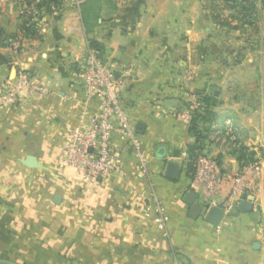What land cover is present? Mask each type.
<instances>
[{"label": "crops", "instance_id": "crops-1", "mask_svg": "<svg viewBox=\"0 0 264 264\" xmlns=\"http://www.w3.org/2000/svg\"><path fill=\"white\" fill-rule=\"evenodd\" d=\"M30 1L0 7V91L20 70L46 90L0 107V264H264V175L242 201L251 211L221 208L214 224L189 172L196 146L228 175L264 160V0ZM91 54L124 83L146 171L121 141L122 172L105 180L62 163L67 136L89 119L80 68ZM192 95L215 99L211 130L230 121V145L191 133L181 113ZM22 231L42 237L22 242ZM22 244L52 253L22 255Z\"/></svg>", "mask_w": 264, "mask_h": 264}, {"label": "built area", "instance_id": "built-area-1", "mask_svg": "<svg viewBox=\"0 0 264 264\" xmlns=\"http://www.w3.org/2000/svg\"><path fill=\"white\" fill-rule=\"evenodd\" d=\"M7 1L0 0V7ZM19 2L25 3L24 0ZM12 44L17 49L20 47L19 40L13 41ZM80 77L84 105L87 107L84 115H88L89 119H83L67 136L62 149V163L83 172L86 178L105 180L113 173L122 172L115 150V142L121 141L135 149L141 161V169L146 171L147 164L140 149V142L123 110V81L94 54H91L85 65L80 68ZM34 93L45 94L46 90L35 81L29 71L20 70L17 77L0 91V107L16 106L22 103L25 95ZM93 103H96L95 109L89 112L88 106ZM202 106L200 99L192 95L187 109L181 113V119L190 123ZM207 137L209 142L227 147L236 139L235 129L230 121H217ZM192 162L194 172L190 176L197 186L198 194L205 200V212L213 207L232 208L249 196L254 198L259 189V181L264 175V160L245 163L235 175L223 172L217 158L203 152H198ZM154 201L163 224L165 218L160 203L156 198ZM262 212L264 228V209Z\"/></svg>", "mask_w": 264, "mask_h": 264}, {"label": "trees", "instance_id": "trees-1", "mask_svg": "<svg viewBox=\"0 0 264 264\" xmlns=\"http://www.w3.org/2000/svg\"><path fill=\"white\" fill-rule=\"evenodd\" d=\"M28 1V5L30 6L31 1ZM31 12H25V14H30ZM28 23V22H27ZM26 23V25H28ZM25 30L28 31V27ZM200 102L203 104L202 109L194 114L191 122H190V131L195 136H197L200 141H204L207 139V136L211 130V125L214 121H216V115L212 111V108L216 105V101L213 97L207 96L201 98ZM197 150H200V146L192 147L189 149L190 156L193 158L196 156V154L199 152ZM201 151V150H200ZM194 164L191 162L189 164V172L194 171Z\"/></svg>", "mask_w": 264, "mask_h": 264}, {"label": "rangeland", "instance_id": "rangeland-1", "mask_svg": "<svg viewBox=\"0 0 264 264\" xmlns=\"http://www.w3.org/2000/svg\"><path fill=\"white\" fill-rule=\"evenodd\" d=\"M17 1L19 2V0H17ZM24 1H25V3L21 4V8L23 10H27V8L29 7L28 1L27 0H24ZM26 6H27V8H26ZM6 232H8V231H6ZM27 232L28 231H22V235H23V241L22 242H27V243L30 241L35 242L34 239L36 238V236H41L40 233H37V232L33 235H28V234H26ZM26 237L28 239H26ZM31 237H32V239H31ZM13 248H14V246H12V245L9 247V249H13ZM19 249H20L22 255H29V254L45 255V254H48L49 252L52 253L51 247H45V246H41V245L39 246V245H32V244H22L21 247L17 248V250H19ZM60 251H61V249H58V252H60ZM56 252H57V250H55L53 248V253H56ZM5 263L6 264H17L13 261H8V260H5Z\"/></svg>", "mask_w": 264, "mask_h": 264}, {"label": "water", "instance_id": "water-1", "mask_svg": "<svg viewBox=\"0 0 264 264\" xmlns=\"http://www.w3.org/2000/svg\"><path fill=\"white\" fill-rule=\"evenodd\" d=\"M167 175L169 177L175 178L179 175V168L175 164H169L168 169H167ZM240 210L249 212L252 210V201H245L242 202L240 205ZM197 209H201V207H197ZM223 216V210L219 207H213L209 210L208 215H207V220L210 222L217 224L219 223L220 219Z\"/></svg>", "mask_w": 264, "mask_h": 264}]
</instances>
